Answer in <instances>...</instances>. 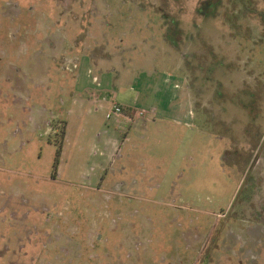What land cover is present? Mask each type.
<instances>
[{"label":"rangeland","instance_id":"1","mask_svg":"<svg viewBox=\"0 0 264 264\" xmlns=\"http://www.w3.org/2000/svg\"><path fill=\"white\" fill-rule=\"evenodd\" d=\"M0 264H264V0H0Z\"/></svg>","mask_w":264,"mask_h":264},{"label":"crops","instance_id":"2","mask_svg":"<svg viewBox=\"0 0 264 264\" xmlns=\"http://www.w3.org/2000/svg\"><path fill=\"white\" fill-rule=\"evenodd\" d=\"M87 92H89V91H87ZM91 94H92V98H87L89 100L90 104H95V105L97 104L99 108L107 109L103 105L104 102L99 99V94L98 93L95 94L92 91ZM109 104H110V106L108 108L111 109L112 99L109 102ZM120 105H122V104H120ZM122 106L124 107V112L125 113H123L122 116L115 117V119H117L118 122L127 123V124L128 123L133 124V123H135L136 120L140 119L141 117L145 116V114H146L145 112H143L138 107H128V106H125V105H122ZM145 120H148V119H145ZM127 133L128 132H124L123 133V139L121 140V142L116 141V140H111V139L108 140L107 147H106V152L108 153L109 159H112L114 157V155L118 152L120 144L128 140Z\"/></svg>","mask_w":264,"mask_h":264},{"label":"built area","instance_id":"3","mask_svg":"<svg viewBox=\"0 0 264 264\" xmlns=\"http://www.w3.org/2000/svg\"><path fill=\"white\" fill-rule=\"evenodd\" d=\"M93 81H96V78H93ZM111 113L113 116L118 117L122 116L124 112V107L112 99ZM141 114V113H140Z\"/></svg>","mask_w":264,"mask_h":264}]
</instances>
